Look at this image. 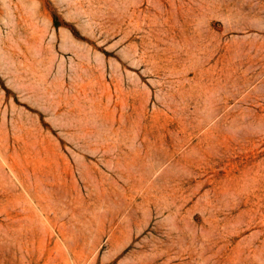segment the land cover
I'll use <instances>...</instances> for the list:
<instances>
[{"label":"rangeland","instance_id":"rangeland-1","mask_svg":"<svg viewBox=\"0 0 264 264\" xmlns=\"http://www.w3.org/2000/svg\"><path fill=\"white\" fill-rule=\"evenodd\" d=\"M0 264H264V0H0Z\"/></svg>","mask_w":264,"mask_h":264}]
</instances>
